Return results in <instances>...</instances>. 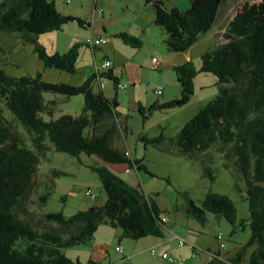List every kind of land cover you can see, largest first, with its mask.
<instances>
[{
    "label": "trees",
    "instance_id": "16d2710c",
    "mask_svg": "<svg viewBox=\"0 0 264 264\" xmlns=\"http://www.w3.org/2000/svg\"><path fill=\"white\" fill-rule=\"evenodd\" d=\"M225 1L190 0L191 8L187 11L178 7L168 9L162 0H145V4L154 8L153 23L164 30L169 52L182 54L212 30ZM74 22L82 27L91 26L80 17L59 12L54 1L0 2V31L15 34L24 44L32 46L46 68L69 74L77 71L81 44L65 53L50 54L39 38L46 33L62 31ZM115 37L133 49H142L143 41L139 37L123 32ZM221 37L220 44L201 56L199 70L191 60L173 68L180 85L179 98L154 104L149 110L141 107L140 112L146 119L152 110L188 104L194 94V80L200 73L218 79V96L184 125L171 144L180 154L189 157L204 155L212 147L219 146L226 161L224 167L234 168L245 182L251 237L233 258L214 253L207 264H264V0L251 6L247 4L243 13L230 20ZM103 76L111 79L118 89L119 78L113 68L107 73L96 71L80 87L46 82L42 74L10 77L0 68V101L31 137V144H28L0 112V264H83L68 258L63 249L90 243L105 222L121 229V238L138 241L164 237L168 219L157 203L108 167L127 165L130 169L149 173L144 159L133 158L127 150L114 147L113 137L120 126L118 100H110L102 91L96 93L92 88ZM44 93L67 98L81 94L84 111L79 116L65 114L45 121L42 117L45 114L54 117L57 102H47ZM141 139L154 146L165 142L163 136ZM49 143L56 151L74 157L82 154L95 157L98 163L91 169L100 178L106 200L101 206L79 211L71 217L62 212L43 214L39 228L21 218L18 209L33 185L41 158L51 149ZM208 164L205 162V174L215 181ZM53 175L58 177L65 173L54 171ZM54 186L53 181L51 186L47 184L50 190L40 195L41 206L48 202ZM187 203L186 215L200 224L206 223L207 213L224 217L232 226L237 223L236 205L226 195L208 193L201 204L187 197ZM241 226L247 225L242 222ZM250 249L253 250L248 255ZM192 250L197 253L196 247ZM88 264L100 263L90 260Z\"/></svg>",
    "mask_w": 264,
    "mask_h": 264
},
{
    "label": "rangeland",
    "instance_id": "374dc122",
    "mask_svg": "<svg viewBox=\"0 0 264 264\" xmlns=\"http://www.w3.org/2000/svg\"><path fill=\"white\" fill-rule=\"evenodd\" d=\"M50 1L56 3L62 14L80 17L91 24L90 27H82L74 22L66 25L62 31L43 34L39 39L50 54L65 53L81 44L76 73L46 68L32 46L24 44L15 34L9 35L1 31L0 68L10 77L42 74L46 82L80 87L96 72L97 66L100 67L107 59H111L120 87L127 88L116 89L114 82L106 76L102 77L105 83L102 90L98 80L92 84V88L96 93L102 91L110 100L117 98L120 126L113 137L114 147L127 150L133 158L144 159L149 173L137 169L127 172V165H108L109 169L150 196L167 217L164 237L160 241L166 247L165 252L176 260V264H207L214 253L219 252L224 258H233L251 237L244 180L234 168L224 167L226 161L219 152V146L212 147L204 155L189 157L180 154L171 144L184 125L218 96V79L211 74H198L194 80V94L188 104L152 110L145 119L140 112L141 107L149 110L154 104L169 103L180 97V85L172 65L179 64L184 55L171 53L165 44H158L157 38L161 32H165L153 23L154 8L148 6L154 12L150 14L151 10L145 6V0ZM163 2L169 9L176 2L182 11L191 8L190 0ZM259 2L260 0L225 1L215 26L192 48L191 61L197 70L201 67V56L221 43V35L230 20L243 13L247 4L251 6ZM101 9L104 14H96ZM141 27L145 28L146 33L142 35L143 45L140 50L131 48L115 37L122 32L136 36ZM105 28L107 33L103 35ZM100 38L105 39L104 44L97 47L91 44V40ZM154 58L161 64L156 70L153 69ZM164 63L166 68L163 67ZM104 72L107 73L108 70ZM159 86L164 89L162 96L155 93ZM44 98L47 102H57L54 117L45 114L42 116L45 121L58 119L65 114L79 116L84 111V96L81 94L67 98L60 94L44 93ZM0 112L12 122L26 142L31 144V137L25 127L14 119V115L2 101ZM144 136L148 139L163 136L165 142L160 146L146 144L141 139ZM49 145L51 149L41 158L33 185L18 209L21 218L31 221L39 228L42 226L43 214L62 212L66 217H71L79 211L101 206L106 200L100 178L91 169V166L98 163L95 157L85 154L74 157L56 151L51 143ZM205 157L212 159L206 160ZM205 162H209L215 181H211L205 174ZM54 171H61L65 175L56 177L53 175ZM52 181L54 189L46 205L41 206L39 197L50 190L47 184L51 186ZM208 193L226 195L234 201L238 212V220L234 226L224 217L211 213H207L205 224L186 215L187 197L201 204ZM242 222L247 225L245 228L241 226ZM221 233L223 241L217 239ZM121 236V229L105 222L99 226L90 243L63 249V253L71 260H79L83 264H88L90 260L100 264H169L162 258V248L152 242L153 237L135 241ZM179 238L195 244L197 253L189 246L179 247ZM221 243L225 248H221ZM118 245L123 246L124 254L116 251ZM153 249L157 254H152ZM252 250L248 251V255ZM135 253L139 255L135 256Z\"/></svg>",
    "mask_w": 264,
    "mask_h": 264
},
{
    "label": "built area",
    "instance_id": "2783aa9c",
    "mask_svg": "<svg viewBox=\"0 0 264 264\" xmlns=\"http://www.w3.org/2000/svg\"><path fill=\"white\" fill-rule=\"evenodd\" d=\"M98 12L101 13L102 15L104 14L103 9H101L100 11H98V10L96 11V13H98ZM104 43H105V39H104V38H100V39H97V40H95V41L91 40V44H93V45L96 46V47H97V46H100V45H102V44H104ZM153 63H154L153 68H154V69H157L158 66H159L158 61H157L156 59H154V60H153ZM110 68H112V61L107 60V61H105L100 67L97 66V67H96V71H97L98 73H102V72H104V71H106V70H109ZM99 85H100V88H103V87L105 86V83L102 81V79L99 80ZM126 88H127V86H121V87H120V85H119V87H118V89H126ZM155 93H156L158 96H162L163 93H164V89H163L162 87H157L156 90H155ZM127 156H130V157H131V154H130V153H127ZM130 170H131L130 168H127L126 171H127V172H130ZM89 193H90V192H89ZM163 221L167 222V219L164 218ZM217 239H218L219 241H223V236H222V234H219V235L217 236ZM183 246H189L191 249H194V247H196L195 244H193V243H189V242H186L185 240L179 238V247H183ZM221 248H225V245H224L223 243H221ZM116 251L119 252V253H121V254H124V248H123V246L118 245V246L116 247ZM155 253H156V250L153 249V250H152V254H155ZM162 258H163L164 260H166L169 264H176V260H175L173 257H171L168 253L163 254V255H162Z\"/></svg>",
    "mask_w": 264,
    "mask_h": 264
},
{
    "label": "crops",
    "instance_id": "0c3cea01",
    "mask_svg": "<svg viewBox=\"0 0 264 264\" xmlns=\"http://www.w3.org/2000/svg\"><path fill=\"white\" fill-rule=\"evenodd\" d=\"M162 1H164V0H162ZM163 3H165V2H163ZM97 5V4H96ZM178 4H177V2L173 5V6H171L172 8H174V7H178L177 6ZM145 6H147V9L148 10H151L150 11V14H154V12L152 11V9H150L149 7H148V5H146L145 4ZM150 6V5H149ZM165 6H166V3H165ZM97 7V6H96ZM167 7V6H166ZM153 8V7H152ZM169 9V8H168ZM171 9V8H170ZM155 11V10H154ZM146 15H148V17L150 18V15H149V13L147 12V11H145L144 12ZM97 14V13H96ZM153 22H154V20H153ZM161 32V31H160ZM107 32H106V28H105V30L103 31V35L104 34H106ZM146 33V30H145V28H143V27H141L140 29H139V31H137V37H139L142 41H143V39H142V35L143 34H145ZM40 39V38H39ZM157 41H158V44L159 43H162V44H165V36H164V33H160V37H158L157 38ZM193 48V47H192ZM192 48L188 51V52H186V53H182V54H184V55H182V57H181V59H180V61L181 62H179V64H173L172 66H173V68L175 67V66H178V65H182V64H184L185 62H187V61H190V60H192V56H191V52H192ZM57 50V49H56ZM57 51H59V50H57ZM94 55H96V54H94ZM108 58V57H107ZM110 59V58H109ZM155 59V58H154ZM108 60V59H107ZM111 60V59H110ZM175 63H177V62H175ZM158 64H159V62H158ZM112 65L114 66V63L112 62ZM161 66V64H159V66H158V68ZM163 67L164 68H166V63H164L163 64ZM154 69V68H153ZM154 70H156V69H154ZM114 74H115V72H114ZM159 87H161V86H159ZM163 88V87H162ZM164 95V94H163ZM154 239H153V243H155V245H157V246H159L160 248H162V255L163 254H165L166 252V247H165V245L164 244H162V242L160 241L161 240V238H155V237H153ZM156 254H157V252H156ZM135 256H137V255H139V253H135L134 254ZM126 257V256H125Z\"/></svg>",
    "mask_w": 264,
    "mask_h": 264
}]
</instances>
